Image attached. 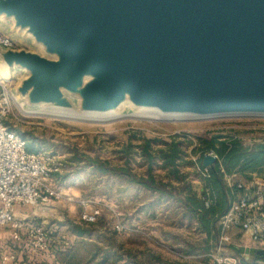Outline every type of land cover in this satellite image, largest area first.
<instances>
[{
  "label": "water",
  "instance_id": "water-1",
  "mask_svg": "<svg viewBox=\"0 0 264 264\" xmlns=\"http://www.w3.org/2000/svg\"><path fill=\"white\" fill-rule=\"evenodd\" d=\"M0 22L36 50L0 46L26 109L264 117V0H0Z\"/></svg>",
  "mask_w": 264,
  "mask_h": 264
},
{
  "label": "crops",
  "instance_id": "crops-1",
  "mask_svg": "<svg viewBox=\"0 0 264 264\" xmlns=\"http://www.w3.org/2000/svg\"><path fill=\"white\" fill-rule=\"evenodd\" d=\"M82 154L88 156L87 153ZM67 156L66 170L54 175L56 180L51 179L54 186L63 194V197H66L61 202L51 203L41 208L19 207L15 210V216L25 220L28 228L40 226L47 232V243L49 246L47 253L31 254L29 251L15 246L9 237V233H0V264H78L75 261L77 257L89 259V262L86 260L81 264H93L92 261H97V259L100 261L105 259L107 263H111L110 260L114 261L111 258H116V262L113 264H141V259H143L144 264H207L204 258L205 251L199 250V246L202 248L203 244L208 241L207 245L210 248L214 242L208 240L207 234L201 229L198 221L187 218L181 221L180 224L184 229L182 230V232L184 231L182 242L178 238L173 237L172 233L167 229L165 230L164 227H161V230H156L155 228L159 224L157 220L158 209L154 205L156 204L154 203V193L131 183L127 177H124L119 172L115 171L112 174L106 170V172L100 173L89 162L82 160V157H80V161H75L73 159L74 155ZM85 159L89 158L86 157ZM113 160L111 158L100 162L106 164L108 169L124 167V163L122 165L116 162L117 157L115 161ZM129 160L131 162L127 164L129 173L139 178L141 176L138 169L140 162L136 155H132V160L131 158ZM156 161L160 160L156 159ZM76 164L86 165L88 172L91 173H87L86 177H79L75 174ZM189 165L190 168L186 169L193 170V166L190 163ZM182 178L185 179L186 176H182ZM253 182L256 181L254 180ZM91 183H94L95 186L85 191V186ZM82 184L84 188H80ZM171 185L178 187V184L173 181H171ZM90 190L100 191L99 193H94L95 191ZM143 194L150 196L148 200H142ZM94 197H99L101 214L97 217L95 223H85L80 220L81 213L84 211L80 202L89 201L90 205L87 207V211H90L97 208L98 205L91 201L96 200ZM166 203L171 204V208L175 205V202L171 200ZM177 205L180 207L178 206L176 209H181V204ZM115 212L121 215L120 218L116 219V216H114ZM143 213L148 217V220L146 219L148 222L147 226L150 228V234L146 240L149 242L145 244L147 249L137 244L135 245V242L133 244L128 243L131 239H141L140 235L117 234L112 229V225L116 222L128 227H142L141 216ZM170 230L172 231V229ZM215 231L219 234L217 221L215 223ZM237 235L241 238L236 239ZM136 241L138 240L136 239ZM234 241L235 244L233 246L245 248L243 250L258 252L247 233L235 232L232 243ZM92 246H96L97 252H94ZM192 246H196V248H192ZM237 247L233 248V250H238ZM177 254L187 256L188 260L179 261ZM238 254L245 264H253L255 262L263 264V262L256 260V255L251 256L241 252ZM10 255H15V261H2V257ZM94 255H96L95 258Z\"/></svg>",
  "mask_w": 264,
  "mask_h": 264
},
{
  "label": "rangeland",
  "instance_id": "rangeland-1",
  "mask_svg": "<svg viewBox=\"0 0 264 264\" xmlns=\"http://www.w3.org/2000/svg\"><path fill=\"white\" fill-rule=\"evenodd\" d=\"M0 33L10 37L14 41L17 49L25 48L36 51L35 48L31 46L30 41L21 40L20 37L10 32V24L0 22ZM0 69L3 68L0 67ZM7 76V86L13 95V100L10 105V114L4 119L5 125L8 126L12 132L21 137L36 153H48L50 156H55V159H57L55 162L60 164L61 172L66 170L67 165L65 163L68 158L67 155H74L73 159L75 161L79 160L80 157H82V160H87L85 158L88 157L96 161L111 158L115 161L117 157V163L119 162L123 165V163H125L124 160L131 163L129 159L131 158L132 160V155H136L138 152L140 153L138 147L144 141H156L160 143V141L168 142L171 138H174L181 142L184 153L191 155L193 153H199L197 149L200 147V137H233L237 138L245 148H252L264 142V117L231 116L207 119H160L147 114H135L129 107H125L121 113L111 118L82 119L29 110L21 106V104L17 103L14 99V87L21 80L22 76L16 72H11L10 76L7 73ZM129 143L133 147V152L126 156L121 152ZM193 143L197 144L199 147L192 149L191 145ZM156 148L158 147L156 146L155 149ZM82 153H87L88 156ZM189 163L190 162H185L183 166L190 168ZM76 166L77 169L75 170V174L79 177H86L87 173H91L88 172L86 165L76 164ZM95 168L96 167H94V169ZM138 169L140 170L141 177H144V175H146L147 165L143 158L140 161V167H138ZM194 171L191 177L182 180V184L188 185L192 191L194 189L193 193L199 198L200 196L197 194V190L201 187L204 188L205 183L203 181L204 178L198 177ZM167 174L168 170H163L162 167L151 169V175L156 182L171 185V181L173 180L167 179ZM52 179L56 180L54 176ZM237 179L238 178L234 180V183L243 184V180ZM173 182L178 184V187L181 185L178 181ZM94 183L86 185L85 188L82 184L80 188H84L85 191H87L95 186ZM195 183H197V185H195ZM90 191L99 193L100 190ZM153 195L155 197L154 203H156L154 205H156L158 209L157 220L159 224L155 229L161 230V227H164L165 230L167 229L172 233L173 237L178 238L182 242V239H184V231L182 232V230L184 229L180 223L185 218L183 217L182 210L176 209L179 206L177 205L178 203H175L171 208V204L165 201L157 203L156 196L155 194ZM148 197L150 196L143 194L142 200H148ZM98 198L99 197H94L96 200L91 201L97 203V207L100 208L101 202ZM141 217L142 227H138V229L134 226H129V229L133 231L126 234L140 235L144 240L142 238H136L138 241H136V239H131L128 243L133 244V242H135V245L137 244L145 248V244L149 242L146 240L149 237L150 228L147 226L148 217L144 213ZM5 232L8 233V229L0 227V233ZM238 238L240 239L241 237L237 235L236 239ZM233 244H235V241L232 245L225 248L226 254L232 256L237 255L233 250V248L237 246H233ZM206 246L208 245L205 242L202 248L199 246V250H205V248H207ZM193 247L196 248V246H192V248ZM237 249L243 250L245 248L237 247ZM86 260L89 262L87 258L77 257L75 259L78 264L84 263ZM98 260L99 259H97V261H92L93 264H97V262L100 261ZM162 262L165 263L164 260H162ZM140 263L144 264L143 259H141Z\"/></svg>",
  "mask_w": 264,
  "mask_h": 264
},
{
  "label": "built area",
  "instance_id": "built-area-1",
  "mask_svg": "<svg viewBox=\"0 0 264 264\" xmlns=\"http://www.w3.org/2000/svg\"><path fill=\"white\" fill-rule=\"evenodd\" d=\"M0 46L17 49L14 41L1 33ZM7 82L0 81V227L8 229L9 237L15 246L31 254H46L49 249L47 232L40 226L28 228L25 220L15 216V210L19 207L36 209L61 202L63 194L51 181L54 175L61 172V166L55 162L57 160L55 156L48 153L27 152L26 142L5 125L4 119L10 114L13 100ZM198 147L195 143L191 145L192 149ZM181 150L183 151L182 147ZM206 156L217 160L213 152L191 155L183 151L181 159L176 163L179 174L189 178L195 170V174L205 181L210 175V168H203L201 161ZM136 157L140 162L142 157L138 153ZM185 162H190L193 170H187V167L183 166ZM157 167H162V162L153 163L152 168ZM236 178L235 174L223 177L226 187L231 191L237 188L238 192L228 203L226 212L217 219L219 234L216 242L204 254L207 264H245L240 255L232 256L225 253V248L232 244L235 232L247 233L256 249L264 252V183L236 184L234 183ZM197 194L204 209L215 204V199L210 196L208 188H199ZM80 205L84 209L80 220L89 224L95 223L101 214L100 208L87 211L89 201H81ZM114 216L118 219L121 215L115 212ZM112 229L117 234L133 231L120 222L114 223ZM176 256L179 261L188 260L187 256L180 254ZM2 261L13 262L15 255L4 256Z\"/></svg>",
  "mask_w": 264,
  "mask_h": 264
},
{
  "label": "trees",
  "instance_id": "trees-1",
  "mask_svg": "<svg viewBox=\"0 0 264 264\" xmlns=\"http://www.w3.org/2000/svg\"><path fill=\"white\" fill-rule=\"evenodd\" d=\"M199 142L200 147L197 149L198 152H213L217 157L213 169H210L209 177L204 181L205 187L209 189L210 196L215 199V204L208 209H204L202 201L197 198L188 185L182 184L183 178L176 168V163L182 156L181 142L177 139L171 138L170 142L160 141V143L156 141H144L139 145V154L147 165V171L144 177L140 176L137 178L131 175L128 170L127 161H125L124 167L120 169H108L106 164L93 159H87L86 161L96 167L100 173L106 172V170L112 174L115 171L119 172L124 177H127L131 183L154 193L157 203L171 200L181 204L183 217L198 221L201 229L207 234L208 240L215 242L218 236L215 231V223L226 212L228 203L238 192L237 188H234L232 191L228 189L223 177L235 174L238 179L244 181L243 184L252 183L254 180L264 183V142L252 148L243 147L241 142L233 137H200ZM156 146L158 148L155 149ZM26 151L36 153L27 143ZM132 152L133 147L129 143L121 153L128 156ZM156 159L162 161L163 169L168 170L166 178L176 182L178 181V183L180 182L181 185L179 187H173L170 184H164L154 180L151 175V169ZM92 247L94 248V252H97L96 246ZM206 247L205 250L202 249L205 252L209 249V246ZM235 251L239 255L240 250ZM111 259L114 260L111 261L109 259L111 263H107L103 259L97 262V264H113L116 262V258ZM256 260L264 264L263 255H258ZM253 264L257 263L255 262Z\"/></svg>",
  "mask_w": 264,
  "mask_h": 264
},
{
  "label": "bare ground",
  "instance_id": "bare-ground-1",
  "mask_svg": "<svg viewBox=\"0 0 264 264\" xmlns=\"http://www.w3.org/2000/svg\"><path fill=\"white\" fill-rule=\"evenodd\" d=\"M8 78L6 70L5 69H0V80L6 81Z\"/></svg>",
  "mask_w": 264,
  "mask_h": 264
}]
</instances>
